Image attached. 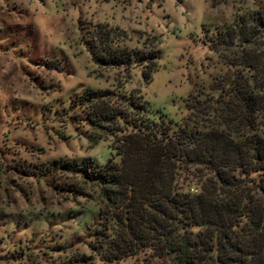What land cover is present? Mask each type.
<instances>
[{
  "label": "rangeland",
  "instance_id": "obj_1",
  "mask_svg": "<svg viewBox=\"0 0 264 264\" xmlns=\"http://www.w3.org/2000/svg\"><path fill=\"white\" fill-rule=\"evenodd\" d=\"M243 19L264 48V0H0V264H162L148 254L118 263L95 257L89 242L98 189L74 173H40L66 161H120L112 137L93 139L103 132L79 105L88 88L147 102L176 126L193 100L216 99L239 79L234 59L242 44L226 32H237ZM104 30L119 50H158L152 78L143 76L145 60L96 63L86 42ZM217 42L223 45L213 51Z\"/></svg>",
  "mask_w": 264,
  "mask_h": 264
},
{
  "label": "trees",
  "instance_id": "obj_2",
  "mask_svg": "<svg viewBox=\"0 0 264 264\" xmlns=\"http://www.w3.org/2000/svg\"><path fill=\"white\" fill-rule=\"evenodd\" d=\"M257 21L263 24L262 17ZM255 29L243 19L237 32H226L242 44L234 59L239 79L214 100H193L179 126L147 102H120L111 89L88 88L81 96L88 124L103 132L95 143L112 137L120 161L54 163L40 175L70 172L98 189L99 221L89 242L95 257L105 263L148 254L162 264H264V48L255 43ZM103 32L94 44L86 42L96 63L117 68L145 60L143 76L152 78L158 50H119ZM186 178L195 181L190 188L180 183ZM82 189L67 190L86 194Z\"/></svg>",
  "mask_w": 264,
  "mask_h": 264
}]
</instances>
